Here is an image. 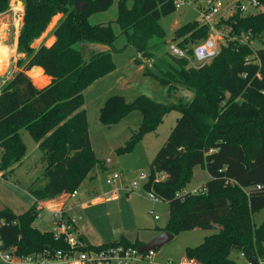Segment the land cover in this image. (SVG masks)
Returning a JSON list of instances; mask_svg holds the SVG:
<instances>
[{
	"label": "trees",
	"instance_id": "16d2710c",
	"mask_svg": "<svg viewBox=\"0 0 264 264\" xmlns=\"http://www.w3.org/2000/svg\"><path fill=\"white\" fill-rule=\"evenodd\" d=\"M23 25L18 38L19 70L0 88V171L7 177L26 155L21 129H27L39 143L45 157L47 182L30 192L35 202L24 212L0 210V250L12 249L20 262L56 259L58 250L69 251L65 234L35 225L40 202L79 189L96 168L99 159L92 149L84 91L98 78L113 70L111 51L85 53L80 44L112 46L118 36L113 22L92 23L90 16L108 10L115 0H22ZM264 7V0H257ZM222 24L227 28V43L210 61L191 64L176 56L164 81L183 84L194 94L165 105L140 94L133 101L123 95L109 97L101 108L104 123L117 121L130 110L139 108L143 121L128 143L118 151H127L148 131L155 129L173 108L181 112L167 140L158 150L150 167L145 188L169 203L166 226L174 234L195 227L216 231L195 246H187L186 255L200 264H241L233 252L248 259L264 258V221L257 225L254 213L264 208V9L245 13L242 3ZM10 0H0V13ZM176 10L174 0L118 1L116 22L128 42L146 53L149 39L164 36L159 19ZM62 14L51 32V45L34 42L46 31L53 17ZM210 35V26L199 19L175 29L178 44L193 54L190 43H199ZM248 37L246 42L242 38ZM41 66L50 77L38 86L28 71ZM203 165L210 177L206 189L197 193H178L186 187L195 166ZM260 185V187H258ZM74 231L75 223L68 215ZM81 249H100L131 242L124 235L118 241L93 244L83 236Z\"/></svg>",
	"mask_w": 264,
	"mask_h": 264
},
{
	"label": "rangeland",
	"instance_id": "374dc122",
	"mask_svg": "<svg viewBox=\"0 0 264 264\" xmlns=\"http://www.w3.org/2000/svg\"><path fill=\"white\" fill-rule=\"evenodd\" d=\"M118 1L115 0L108 10L90 16L92 23L112 21L118 33L112 46L96 44L97 46L103 45L106 50L111 51L115 63L114 69L96 79L84 91V108L88 115L92 149L99 162L90 176L80 185L77 197L69 198L61 194L41 201L42 210L35 221V225L40 229L52 230L54 227L52 210L60 207L61 201L65 199H68V203L72 205L81 200L83 203H79L73 210H70L69 216L93 244L118 241L122 235L131 242L141 240V238L146 240L152 232L158 230L157 228L161 229L166 226L169 218V203L152 197L144 185L153 159L167 140L181 112L173 108L155 129L146 132L130 150L118 151L139 130L143 121V113L139 108H135L115 122L104 123L101 120V108L109 97L116 94L123 95L127 101H133L140 94H144L168 106L180 99L191 98L194 94L193 90L174 81H172L174 86L171 87L164 81L171 65H178L176 56L171 53L170 44L179 42L175 39V29L180 25L196 19L205 22L201 11L206 5V0H188L175 11L159 19L164 36L151 37L146 53H144L134 44L129 43L127 34L121 32L116 22ZM129 1L131 3L133 0ZM238 1L246 6L245 13H255L264 9L262 5H254L252 0H222L223 6L213 21L216 27L220 28L219 21L229 17L238 9ZM15 3H22L24 8L22 0H10L9 8L0 13V55H3V58H0V73L7 69L3 73L4 76L0 74L3 78L11 77L20 69L16 64L20 55L17 52L18 46H14L23 25L24 9H17V11L15 6L13 7ZM61 15L59 14L53 25H50L52 21L50 22L42 36L35 40V46L51 41L54 36L51 30ZM208 25L211 35L214 28L211 24L208 23ZM220 29L225 41L228 30L224 24ZM196 44L190 43V46L194 48ZM253 45L255 48L263 47L264 39L255 41ZM79 46L84 49L85 53H91V45L83 47L81 43ZM11 55L14 58L13 62H9ZM185 58L190 63H195L191 52H188V57ZM198 64L201 63L195 65ZM31 72L30 69L28 74H32ZM32 78L38 86L48 82V79L43 80L36 76ZM0 85H3L1 80ZM21 133L26 144V155L7 177L3 176L0 171V210L9 207L16 213H22L28 209L29 186L40 188L47 182V177L44 175V154L39 143L27 129H21ZM114 152L113 165H110L108 159ZM115 173L120 175L119 178L116 182L109 183L107 180ZM209 177L206 168L201 164L197 165L185 189L188 191L198 189L206 183ZM156 214L158 218L155 217ZM254 221L257 225L264 221V208L254 213ZM214 231H216L215 228L203 229L201 227L180 231L171 241L155 249V256L150 264H180L187 256V246L200 244L206 235ZM72 233L74 234L75 230ZM11 250H0V264H66L61 258L43 260L25 258L20 262H15L4 257L7 253L12 255ZM232 256L241 264H249V259L242 253L234 251ZM259 262L264 264V258L259 259Z\"/></svg>",
	"mask_w": 264,
	"mask_h": 264
},
{
	"label": "built area",
	"instance_id": "2783aa9c",
	"mask_svg": "<svg viewBox=\"0 0 264 264\" xmlns=\"http://www.w3.org/2000/svg\"><path fill=\"white\" fill-rule=\"evenodd\" d=\"M188 0H174L176 8L181 7ZM252 3L258 6L257 0H252ZM223 6L222 0H206V5L201 11L202 17L206 23L211 24L214 28V32L205 40L197 43L193 48L192 58L195 63H205L213 59L220 51L221 46L227 43L224 41V35L221 32V29L216 27L214 24L215 15L220 11V8ZM242 11L245 12L246 6L241 5ZM248 37L242 38V42H246ZM223 40V41H222ZM171 53L178 57H188V51L181 47L178 43L170 44ZM9 76H7L8 78ZM7 78H3L2 84H4ZM119 174L115 173L107 181L109 183L116 182V179L119 178ZM260 187V185H258ZM206 189V185L203 184L202 187L188 191L187 189H182L178 195H183L189 192L197 193ZM67 197H77L79 194V189H75L70 192L63 193ZM152 197L157 198L152 193ZM78 203L74 205L68 203V199L61 201L60 207H55L53 212L54 217V233L59 236L61 234L66 235V239L70 245L69 251L58 250L56 253V258H61L65 261L66 264H150L153 261L155 256V249L141 250L140 246L133 244L118 243L114 245H109L100 249H81L79 248L83 243L78 239L76 235L69 231L71 227L67 223L66 215L69 216V211L72 210ZM70 217V216H69ZM156 218L159 216L156 214ZM72 222L74 220L70 218ZM75 223V222H74ZM244 255V253H242ZM4 257L8 260L15 261L11 254H6ZM32 258V256L27 257ZM23 260V259H22ZM21 260V261H22ZM17 262V261H15ZM260 263V262H259ZM180 264H200L196 258L186 256ZM249 264L253 262L249 259Z\"/></svg>",
	"mask_w": 264,
	"mask_h": 264
},
{
	"label": "crops",
	"instance_id": "0c3cea01",
	"mask_svg": "<svg viewBox=\"0 0 264 264\" xmlns=\"http://www.w3.org/2000/svg\"><path fill=\"white\" fill-rule=\"evenodd\" d=\"M17 5L18 4H14L13 5V7L15 6V9L17 10V9H19V10H23L24 8H23V5H22V8H17ZM18 11V10H17ZM19 33H20V31H19ZM18 38H19V34H18ZM18 38H17V40H16V43H15V46L14 47H17L18 46ZM55 39H56V37L55 36H52V39H51V41L50 42H45V44L46 45H51L54 41H55ZM88 46H92V47H96V44H87ZM3 46H5V45H3ZM7 47V46H6ZM1 56V55H0ZM13 60H14V58L12 57V55L9 57V62H13ZM17 64V63H16ZM41 66H34L32 69H31V73H32V75L33 76H36V77H38V78H46V79H48V82L50 81V77L49 76H46V74H42V72H41ZM42 70H44L43 68H42ZM34 73H37L36 75L34 74ZM3 76H4V74H2ZM1 79L0 80H2V78L3 77H0ZM40 80V79H39ZM47 82V83H48ZM1 86V85H0ZM181 88V87H180ZM182 89V88H181ZM31 186H33V185H31ZM31 186H29V188L31 187ZM33 187H35V186H33ZM29 190V193H30V195H29V197H30V199L28 200L29 202H27L28 203V208L35 202V197L33 196V194L30 192V189H28ZM43 201H45V200H43ZM42 203V202H41ZM40 203V204H41ZM79 203L81 204V203H83V202H81V200L79 201ZM79 203H78V205H79ZM75 204V203H74ZM74 209V208H73ZM72 209V210H73ZM1 224V223H0ZM158 230L157 231H155V232H152L151 233V235L150 236H148L147 238H146V240L145 239H142L141 238V240L140 241H142V243L143 244H146V243H148V242H150L154 237H156L157 235H159L162 231H164V230H160L159 228H157ZM74 230H75V235H77V236H83L84 238H85V240L87 241V242H90V240L87 238V236H86V234H84L83 232H81L80 230H79V228H78V225L76 224V222H75V227H74ZM90 243H92V242H90ZM105 243V242H104Z\"/></svg>",
	"mask_w": 264,
	"mask_h": 264
},
{
	"label": "water",
	"instance_id": "95a60500",
	"mask_svg": "<svg viewBox=\"0 0 264 264\" xmlns=\"http://www.w3.org/2000/svg\"><path fill=\"white\" fill-rule=\"evenodd\" d=\"M101 50H106V49L104 48L103 45H99V46L96 45V47H92L91 51H101ZM114 156H115V152L108 159V163H110V165H113ZM43 160L45 161V157H43ZM174 235H175L174 233L168 230H164L159 235L154 237L150 242L141 245L140 248L141 250L156 249L160 245L171 241L174 238ZM251 261L253 262V264H260L258 258L256 257H253Z\"/></svg>",
	"mask_w": 264,
	"mask_h": 264
},
{
	"label": "bare ground",
	"instance_id": "6f19581e",
	"mask_svg": "<svg viewBox=\"0 0 264 264\" xmlns=\"http://www.w3.org/2000/svg\"><path fill=\"white\" fill-rule=\"evenodd\" d=\"M17 8H22V3L18 4V5H17ZM58 17H59V14L55 15V16L53 17L52 22H51L50 25H53V24L55 23V21L58 19ZM16 22H17V21H16ZM51 27H52V26H51ZM0 45H1V43H0ZM12 52H13V50L11 49L10 53L12 54ZM3 54H4V53H3ZM0 58H3V55H1ZM7 68H8V66H7ZM6 70H7V69H6ZM6 70H5L4 72L0 73V74L5 73ZM34 74L36 75L37 73H34ZM40 79L47 80L46 78H40Z\"/></svg>",
	"mask_w": 264,
	"mask_h": 264
}]
</instances>
